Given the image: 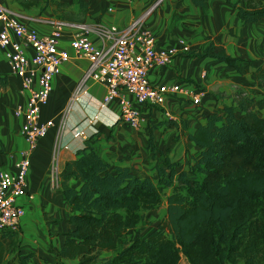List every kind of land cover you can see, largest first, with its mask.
<instances>
[{
	"label": "crops",
	"instance_id": "0c3cea01",
	"mask_svg": "<svg viewBox=\"0 0 264 264\" xmlns=\"http://www.w3.org/2000/svg\"><path fill=\"white\" fill-rule=\"evenodd\" d=\"M159 2L91 0L83 22L99 21L124 27ZM0 4L14 11L17 10L12 5L24 10L16 0H0ZM240 5L244 6V1ZM20 16L39 34L50 33L47 21ZM142 26L153 31L157 46H173L178 38H183L194 53H201L212 44L215 50L224 49L233 57L249 61L248 67L245 68L247 62H244L236 70L213 57L185 55L174 57L166 66L151 67L149 80L153 85L161 88L180 83L187 90H202L203 95L199 104L171 95L160 106L139 105L143 121L137 129H132L119 120V98L104 103V85L90 80L81 84L88 61L74 54L69 46L70 30L65 29L60 47L68 51L70 58L53 77L50 96L41 108L42 119L52 120L53 124L29 152L27 191L33 198L20 200L25 207L19 229V246H22L16 250L8 248L5 259L17 262L30 254L26 264H51L64 241L63 233L72 228L68 217L74 210L63 199L61 189L52 184L49 164L55 148L59 167L64 170L66 163L75 159L76 152L90 139L104 161L144 172L156 183L155 159L147 148L149 126L153 127L155 157L167 155L171 162L181 163L178 171L186 169L185 161L198 150L188 134L204 124L210 113L234 104L233 94L237 89H255L258 93V84L252 83L255 82L253 72L264 63V17L258 22L243 24L226 0H207L205 7L195 6L191 0H164L144 19ZM92 40L100 43L96 35H92ZM262 92L260 89L259 96L255 97H261ZM25 99L20 77L10 72L0 50V167L11 172H15L20 153L27 148L20 132L22 120L13 113ZM258 114L264 120V110ZM68 183L72 188L80 187L77 180L71 179ZM61 262L77 264L78 260L62 259Z\"/></svg>",
	"mask_w": 264,
	"mask_h": 264
},
{
	"label": "trees",
	"instance_id": "16d2710c",
	"mask_svg": "<svg viewBox=\"0 0 264 264\" xmlns=\"http://www.w3.org/2000/svg\"><path fill=\"white\" fill-rule=\"evenodd\" d=\"M76 1L83 11L87 8L84 0ZM206 1L191 0L200 7ZM226 2L243 24L264 17L262 0ZM185 56L213 57L236 70L249 64L212 44ZM253 73L252 85L264 87V63ZM233 102L207 115L188 134L198 150L185 161L186 169L178 171L181 163L167 155L155 157L149 126L147 148L155 159L156 183L144 172L104 161L87 139L61 173L59 188L74 213L68 217L72 228L63 233L51 264H62V259H77V264H179L182 257L189 264H264V120L258 114L264 110V94L256 98L237 89ZM71 179L80 182L78 189L69 186ZM166 189L163 218L145 236L147 227H142L127 238L138 221L146 222L144 211L156 208ZM16 233L1 231L0 264H26L31 257L5 259Z\"/></svg>",
	"mask_w": 264,
	"mask_h": 264
},
{
	"label": "built area",
	"instance_id": "2783aa9c",
	"mask_svg": "<svg viewBox=\"0 0 264 264\" xmlns=\"http://www.w3.org/2000/svg\"><path fill=\"white\" fill-rule=\"evenodd\" d=\"M20 15L0 4V50L10 72L20 77L21 91L26 94L25 101L13 113L22 120L20 132L27 145L20 153L15 172L0 167V232L17 231L25 215L20 198H33L27 191L29 152L53 124L52 120L41 118V108L50 96L53 77L70 58L68 51L60 47L65 29L70 30L69 46L74 54L88 61L81 84L90 80L104 85V103L119 98V120L129 128L137 129L143 121L139 105L160 106L171 95L199 104L203 95L202 90H187L180 83L160 88L149 80L151 67L166 66L174 57L191 50L183 38H178L173 46H157L153 31L142 26L139 19L124 27L99 21L56 20L49 22L50 33L41 35L29 28ZM92 35L100 43L94 42ZM49 169L53 187H59L62 170L56 148Z\"/></svg>",
	"mask_w": 264,
	"mask_h": 264
},
{
	"label": "rangeland",
	"instance_id": "374dc122",
	"mask_svg": "<svg viewBox=\"0 0 264 264\" xmlns=\"http://www.w3.org/2000/svg\"><path fill=\"white\" fill-rule=\"evenodd\" d=\"M16 1H17V4L19 3L21 5V7L24 8V10L12 5V7L15 10H17L15 12H21L20 14L26 16V19H28V18L31 20L34 19L35 21H38V22L48 21V24H50L51 23L50 21H56V20L83 22L85 12L88 10V6L90 5L91 0H84L88 5L87 9L85 11H83L80 8L79 3L76 0H16ZM119 1L121 2L123 0H119ZM163 1L164 0H160V2L158 3V5L155 8H158L159 4H161ZM29 5H34V7L32 6L31 9H28L27 6H29ZM119 5H121V4L119 3ZM109 7H111L113 9V6H109ZM153 7L152 6L149 7V9H147L145 11V13L139 15L138 17L132 18L131 22H133L134 20H138V19L143 22L144 19L147 16H149V14L155 9ZM107 8L108 7H105L104 10H107ZM174 20H176V19H174ZM257 89H259V90H257L258 93H260V89H262L263 90L262 94H264V87L258 86ZM244 90L249 95H254V96L258 95L259 96V94L256 93L255 89L244 88ZM234 95H236V92L233 94V96ZM41 118H42V116H41ZM169 191H170V189H166L163 192H161L160 202L156 208L149 210V211H144V213L146 215V222L138 221L136 227L134 229H131L128 232V234L126 235L127 238H133L136 233H139V231H141L142 227H144V228L147 227L146 232H144V236H145L146 233L149 230H151L156 225V223L159 222V220H161L163 218V216L165 215V208H164V206L166 205L165 198H166V195L169 193ZM20 200H21V198H20ZM19 229H20V226L18 227L17 233H16V244H15L14 248H12L14 250H16L20 244ZM21 246L22 245H20L19 247H21ZM106 255L107 254H102L101 257H104ZM98 263H101V260H97L96 264H98ZM179 264H189V263L184 257H182Z\"/></svg>",
	"mask_w": 264,
	"mask_h": 264
}]
</instances>
